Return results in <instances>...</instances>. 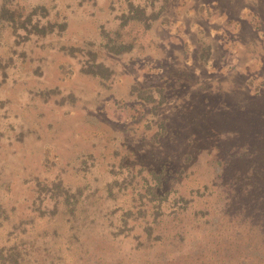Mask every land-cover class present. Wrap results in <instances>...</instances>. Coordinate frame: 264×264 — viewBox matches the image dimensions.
<instances>
[{
    "label": "rangeland",
    "instance_id": "obj_1",
    "mask_svg": "<svg viewBox=\"0 0 264 264\" xmlns=\"http://www.w3.org/2000/svg\"><path fill=\"white\" fill-rule=\"evenodd\" d=\"M263 103L264 0H0V264H264Z\"/></svg>",
    "mask_w": 264,
    "mask_h": 264
},
{
    "label": "trees",
    "instance_id": "obj_2",
    "mask_svg": "<svg viewBox=\"0 0 264 264\" xmlns=\"http://www.w3.org/2000/svg\"><path fill=\"white\" fill-rule=\"evenodd\" d=\"M34 27L37 29V30H41V31H45L46 27L45 25H42L41 27H38L37 23H34ZM123 48V47H121ZM111 49L115 50V51H118L120 50V47L117 48L115 46H111ZM95 53H92V61L88 62L87 64V70H89L90 72H93V73H99V74H102L104 76H107L109 74V68L107 66H105L102 62L100 61H95L94 59V55ZM144 93V90H140L139 91V94H143ZM143 98H148V97H145L143 96ZM264 104V103H263ZM157 175V174H156ZM149 191L152 193V194H156V188L154 185H150L149 186Z\"/></svg>",
    "mask_w": 264,
    "mask_h": 264
}]
</instances>
